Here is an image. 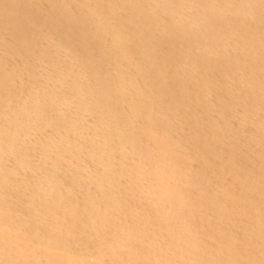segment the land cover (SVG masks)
<instances>
[{"label": "bare ground", "instance_id": "6f19581e", "mask_svg": "<svg viewBox=\"0 0 264 264\" xmlns=\"http://www.w3.org/2000/svg\"><path fill=\"white\" fill-rule=\"evenodd\" d=\"M0 264H264V0H0Z\"/></svg>", "mask_w": 264, "mask_h": 264}]
</instances>
